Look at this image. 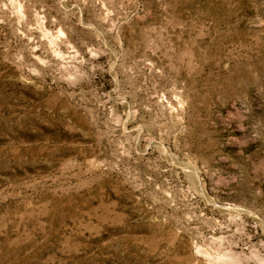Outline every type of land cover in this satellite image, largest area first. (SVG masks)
Masks as SVG:
<instances>
[{
    "label": "rangeland",
    "instance_id": "374dc122",
    "mask_svg": "<svg viewBox=\"0 0 264 264\" xmlns=\"http://www.w3.org/2000/svg\"><path fill=\"white\" fill-rule=\"evenodd\" d=\"M0 264H264V0H0Z\"/></svg>",
    "mask_w": 264,
    "mask_h": 264
}]
</instances>
